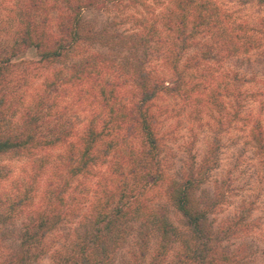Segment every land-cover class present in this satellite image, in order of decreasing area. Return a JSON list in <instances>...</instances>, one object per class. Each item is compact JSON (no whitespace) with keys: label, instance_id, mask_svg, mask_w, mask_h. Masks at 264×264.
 Wrapping results in <instances>:
<instances>
[{"label":"trees","instance_id":"obj_1","mask_svg":"<svg viewBox=\"0 0 264 264\" xmlns=\"http://www.w3.org/2000/svg\"><path fill=\"white\" fill-rule=\"evenodd\" d=\"M124 1L16 0V29L8 39L0 36V157L25 156L30 169L23 177H12V171L0 165V229L21 216L29 193H39L41 201L21 219L17 233H2L4 238L13 239L16 246L0 256V264H32L46 254V235L68 215L64 194L71 181L97 164H108L118 145L130 143L133 137L139 144H131L135 147L130 145L129 154L115 166V174L110 178L113 187L106 189L105 198L94 204L87 226L72 243L73 252L58 250L51 264H112L118 249L128 240L127 230L133 233L134 247L126 264H145L152 240L154 252L146 264H162L175 234L178 236L162 206L154 209L138 199V193L151 189L163 175L150 103L164 85L145 55L152 42L157 48L167 43L165 32L173 35L171 45H177L175 49L180 52L195 39L201 40L205 58L219 43L213 30L216 27L218 31L219 25L212 10L198 0H171V6L149 25L135 18L138 29L116 35L117 41L106 28L90 27L83 21L86 9L105 10ZM54 12L52 29L49 21ZM231 42L226 40L221 48L231 50ZM115 43L127 44L132 49L133 60L120 64V68L127 69L134 99L122 100L115 87L109 88V83L103 81L102 71H91L89 68L96 70L98 66L92 57H81L67 69H59L55 76L45 77L32 93L14 85L13 68L21 61L16 59L29 48L37 53V60L32 63L45 69L56 61L65 62L73 47H109ZM180 56L175 52L166 56L165 64L172 71H180ZM199 62L194 59L185 68ZM72 83H79L83 93L62 105L63 92ZM89 96L94 103L85 109ZM78 106L84 111L82 121L75 117ZM251 137L260 148L264 146V132L259 125ZM13 180V189L3 187L6 181ZM203 181L202 174L190 168L184 178L168 182L165 196L182 216L192 243L201 245L198 256L207 264H216L212 259L206 260L212 236L207 216L214 203L201 201L195 195Z\"/></svg>","mask_w":264,"mask_h":264},{"label":"rangeland","instance_id":"obj_2","mask_svg":"<svg viewBox=\"0 0 264 264\" xmlns=\"http://www.w3.org/2000/svg\"><path fill=\"white\" fill-rule=\"evenodd\" d=\"M198 1L206 3L219 25L218 31L213 27L214 38L219 43L207 57L202 55L205 46L201 40L195 39L188 49L180 52L175 49L177 45H171L173 35L165 32L163 37L167 43L157 48L152 42L145 55L158 70L155 73L164 85L150 103L160 143L159 168L163 175L151 189L138 193V199L154 209L162 206L166 218L178 232L162 264H207L198 256L201 245L192 243L191 232L182 216L165 196L170 180L184 178L190 168L199 171L204 181L195 195L201 201L214 203L207 216L212 236L206 260L212 259L216 264H264V146L260 148L251 137L256 125L264 132V0ZM168 6L171 0H125L105 10L86 9L82 18L87 26L106 28L115 36L126 35L138 29L135 18L149 25L156 22L159 13ZM15 7L16 0H0L1 37L8 39L16 29ZM55 14L49 21L52 29L55 28ZM118 39L116 36L115 40ZM226 40L232 41L231 50L221 48ZM232 49L234 52H230ZM174 52L181 53L180 71H172L164 61ZM81 57L96 60V70L89 69L102 71L103 81L109 83V88L114 86L122 100L135 98L133 84L125 72L127 69L120 68V64L133 60L132 49L127 44L73 47L65 62L56 61L45 69L32 63L37 60V53L29 48L16 59L21 61L13 68L14 85L27 94L32 93L45 77L55 76L59 69H67ZM194 59H199V64L186 69L185 65ZM67 85L62 105L83 93L79 83ZM92 103L89 96L85 109ZM80 107L75 114L78 121L84 116ZM131 144L139 142L134 137L130 143L122 142L108 164H97L87 174L71 181L64 194L68 215L46 235L49 251L32 264H51L58 250L73 252L76 234L87 226L94 204L105 198L106 189L109 191L113 187L110 178L115 174V166L129 154ZM28 160L25 156L4 155L0 157V165L10 169L12 177H23L30 169ZM14 182L6 181L3 187L13 189ZM40 201L39 193H29L27 203L21 207V216L1 226L0 256L16 246L13 239L3 237L4 230L17 233L21 219ZM127 232L128 240L118 249L112 264H126L130 258L133 233ZM153 242L145 264L154 252ZM186 253L191 256H184Z\"/></svg>","mask_w":264,"mask_h":264}]
</instances>
